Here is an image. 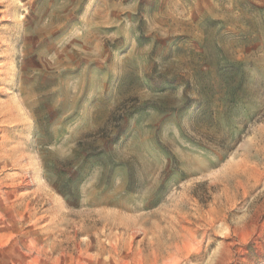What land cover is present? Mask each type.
I'll use <instances>...</instances> for the list:
<instances>
[{
    "label": "rangeland",
    "instance_id": "374dc122",
    "mask_svg": "<svg viewBox=\"0 0 264 264\" xmlns=\"http://www.w3.org/2000/svg\"><path fill=\"white\" fill-rule=\"evenodd\" d=\"M0 264H264V0H0Z\"/></svg>",
    "mask_w": 264,
    "mask_h": 264
}]
</instances>
